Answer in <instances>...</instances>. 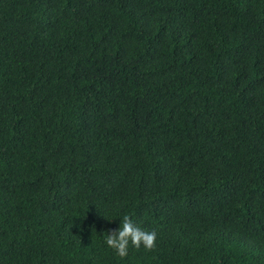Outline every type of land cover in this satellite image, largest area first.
<instances>
[{
  "label": "trees",
  "instance_id": "1",
  "mask_svg": "<svg viewBox=\"0 0 264 264\" xmlns=\"http://www.w3.org/2000/svg\"><path fill=\"white\" fill-rule=\"evenodd\" d=\"M0 264H264V0H0Z\"/></svg>",
  "mask_w": 264,
  "mask_h": 264
},
{
  "label": "clouds",
  "instance_id": "2",
  "mask_svg": "<svg viewBox=\"0 0 264 264\" xmlns=\"http://www.w3.org/2000/svg\"><path fill=\"white\" fill-rule=\"evenodd\" d=\"M157 232L143 230L129 215H124L121 226L111 229L107 234L106 244L113 249L120 258H125L129 253V245L139 249L143 246L147 250L156 247Z\"/></svg>",
  "mask_w": 264,
  "mask_h": 264
},
{
  "label": "bare ground",
  "instance_id": "3",
  "mask_svg": "<svg viewBox=\"0 0 264 264\" xmlns=\"http://www.w3.org/2000/svg\"><path fill=\"white\" fill-rule=\"evenodd\" d=\"M115 118V117H114ZM116 122V121H115ZM125 126V125H124Z\"/></svg>",
  "mask_w": 264,
  "mask_h": 264
}]
</instances>
